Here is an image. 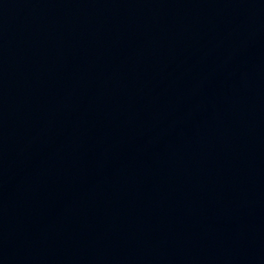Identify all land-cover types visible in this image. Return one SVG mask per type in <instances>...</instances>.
I'll list each match as a JSON object with an SVG mask.
<instances>
[{"label":"water","instance_id":"1","mask_svg":"<svg viewBox=\"0 0 264 264\" xmlns=\"http://www.w3.org/2000/svg\"><path fill=\"white\" fill-rule=\"evenodd\" d=\"M0 264H264V0H0Z\"/></svg>","mask_w":264,"mask_h":264}]
</instances>
